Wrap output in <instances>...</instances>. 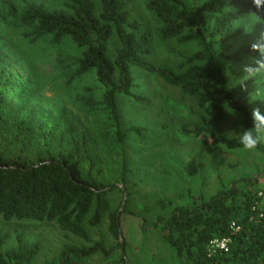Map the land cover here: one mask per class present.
I'll use <instances>...</instances> for the list:
<instances>
[{
    "label": "trees",
    "instance_id": "trees-1",
    "mask_svg": "<svg viewBox=\"0 0 264 264\" xmlns=\"http://www.w3.org/2000/svg\"><path fill=\"white\" fill-rule=\"evenodd\" d=\"M58 1L59 7L50 9L22 0H0V85L6 84L15 94L10 108L4 88L0 90V219L53 224L82 241L63 249L60 264H88L95 257L109 261L116 249L104 240L95 241L93 235L106 227L109 236L120 239L121 216L111 198L118 189L107 184L104 160L86 135L72 134L70 147L61 145L58 152L35 139L36 130L22 118L26 89H17L7 77L14 66V52L7 45L10 30L19 31L31 43L48 40L54 47H75L79 57L70 60L71 78L95 75L102 96L98 103L89 104L107 113L120 142L124 136L119 99L152 104L132 94L134 70L139 69L196 99L198 121L181 127L184 136L234 151L236 141L216 129L227 118L225 108L241 118L245 130L255 123L249 108L237 98L227 64L241 59L239 55L253 58L258 53L249 45L233 56L221 48L245 35L242 28L228 32L242 26L244 16L254 13L264 22V5L257 8L254 0H147L161 41L195 47L173 66L147 60L153 36L132 20L136 0ZM63 60L60 64L70 63ZM67 130L71 132L69 126ZM40 134L46 137L44 131ZM258 150L264 154V144ZM123 169L121 180L126 182L125 165ZM191 198L190 203L177 206L160 200L163 209L173 207L158 227L176 264H264V191L256 179L234 180L210 199ZM217 240L230 241L228 252L213 249ZM8 242L7 235H0V264H35L40 244L22 235L13 246ZM119 246L124 252L125 245Z\"/></svg>",
    "mask_w": 264,
    "mask_h": 264
},
{
    "label": "rangeland",
    "instance_id": "rangeland-1",
    "mask_svg": "<svg viewBox=\"0 0 264 264\" xmlns=\"http://www.w3.org/2000/svg\"><path fill=\"white\" fill-rule=\"evenodd\" d=\"M22 1L50 9L60 4L58 0ZM132 20L142 25V31L153 36L146 57L153 64L176 66L195 50V47L160 40L159 24L148 11L147 0L135 1ZM262 34L264 22H259L253 25L250 33L222 47L221 51L229 49L228 54L233 56L243 46L256 43ZM7 45L14 52V66L7 77L17 89H26L22 118L36 130L35 139L43 145L51 144L58 152L61 145L70 147L72 134L77 138L86 135L104 160L107 184L118 189L111 198L113 209L121 216L120 239L109 236L106 227L96 230L93 235L95 241L104 240L107 246L116 249L115 255L109 261L95 257L88 264H176L158 227L159 220L170 217L173 207L163 209L160 200L177 206L190 203L191 197L210 199L222 189L229 188L234 180L243 178L256 179L264 191L263 157H240L237 150L208 146L181 133L183 125L198 121L196 99L135 69L136 84L132 94L135 98L149 99L152 104L144 106L134 98L119 99L124 136V141L120 142L116 126L107 113L99 106L89 104L98 103L102 96L95 75L71 78L73 58L79 57L75 47H54L48 40L31 43L15 30H10ZM62 57L72 61L62 65ZM239 57L242 58L227 64L231 83L234 79H242L244 68L251 65V57L244 54ZM8 87L0 85V90L4 88L10 108H13L15 94L10 93ZM233 88L237 98L251 111L253 121L254 111L259 110L264 115V101L250 100V94L256 90L253 80H246L243 85L237 84ZM216 129L230 138L229 134L239 135L246 131L241 118L234 112H228L226 120ZM43 131L45 138L40 134ZM124 165L127 168L126 182L121 180ZM0 235L9 237V246L16 244L19 235L31 243L40 244L41 252L35 264H60V255L66 246L83 244L57 226L37 221L7 222L0 219ZM119 244L125 245L124 252Z\"/></svg>",
    "mask_w": 264,
    "mask_h": 264
},
{
    "label": "clouds",
    "instance_id": "clouds-1",
    "mask_svg": "<svg viewBox=\"0 0 264 264\" xmlns=\"http://www.w3.org/2000/svg\"><path fill=\"white\" fill-rule=\"evenodd\" d=\"M256 7L260 8L264 5V0H254ZM245 23L242 26H236L229 29L228 32L234 31L236 28H242L246 33L252 31L253 25L261 22L260 17L256 14H251L243 17ZM252 51L258 53L251 60V65L244 68L245 75L242 79H234L232 87L237 84L243 85L246 80H253L256 84V90L250 94L251 101H264V34L260 39L252 45ZM229 113L233 110L229 107L225 108ZM254 127L242 132L239 135L229 134L236 140L238 145L237 155L240 157L255 156L261 158L264 156L258 149L264 144V115H261L259 110L253 112Z\"/></svg>",
    "mask_w": 264,
    "mask_h": 264
},
{
    "label": "built area",
    "instance_id": "built-area-1",
    "mask_svg": "<svg viewBox=\"0 0 264 264\" xmlns=\"http://www.w3.org/2000/svg\"><path fill=\"white\" fill-rule=\"evenodd\" d=\"M229 243L230 241L229 240H222V241H214L212 243V247L213 249H217V250H222L224 252H228L229 250Z\"/></svg>",
    "mask_w": 264,
    "mask_h": 264
}]
</instances>
